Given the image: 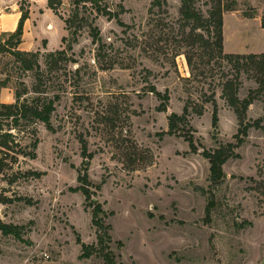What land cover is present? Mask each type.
<instances>
[{
    "label": "rangeland",
    "instance_id": "obj_1",
    "mask_svg": "<svg viewBox=\"0 0 264 264\" xmlns=\"http://www.w3.org/2000/svg\"><path fill=\"white\" fill-rule=\"evenodd\" d=\"M63 1L61 12L67 16L70 0ZM224 1L233 7L224 12V52H264V0ZM11 2L31 10L46 1ZM152 2L103 0L113 11H119L120 5L125 9L120 18L127 26L104 15L95 20L103 41L110 45L108 51L113 50L119 60L113 69L99 68L97 45L85 29L69 53L79 62L63 63L51 74L45 71L44 80L61 94L52 113L55 131L42 122L16 126L11 118L2 119L0 225H12L13 232L0 228V264H105L97 254L80 257L78 235L98 246L92 203L82 190H75L82 185L79 174L85 172L92 197L113 212L105 222L111 225L115 264H264V128L249 130L235 150L240 157L224 164V180L211 184L204 151L235 141L237 117L222 97L219 73L206 80L194 78L185 55L175 57L171 40L166 41L164 32L170 30L164 23L177 26L181 0H168V14L164 5L151 13ZM197 6L208 14L209 0H198ZM49 21L51 50L65 48L61 38L70 35L64 21L56 15ZM43 39L40 48L31 41L28 47L46 52ZM40 62L46 70L43 57ZM79 65L83 67L77 74ZM0 78L8 79L7 87L0 89V102H14L16 89L28 91L23 98L36 95V72L23 70L9 53L0 54ZM152 86L169 92L167 112L158 110L160 100L149 91ZM256 87L252 77L242 74L241 98ZM213 90L218 128L212 126V103H205L202 115L192 112L195 152L182 135L160 137L168 130L169 113L181 114L189 98L202 103L204 93ZM117 108L130 119L117 121L114 128L101 115L115 117ZM263 115L264 95L248 110L252 120ZM6 132L15 139L2 138ZM121 135L135 141L139 150H148L151 163L131 169L118 148ZM81 137L87 141V153ZM36 172L42 174L38 177ZM103 179L105 183L97 188Z\"/></svg>",
    "mask_w": 264,
    "mask_h": 264
},
{
    "label": "trees",
    "instance_id": "obj_2",
    "mask_svg": "<svg viewBox=\"0 0 264 264\" xmlns=\"http://www.w3.org/2000/svg\"><path fill=\"white\" fill-rule=\"evenodd\" d=\"M197 3L198 0H181L180 17L176 22L177 26L164 23V26L169 27L170 30L167 33L164 32V34L168 38L166 41L171 40L172 42L171 50L175 57L180 54L185 55L191 76L194 78L202 76L206 80L209 77L214 78L219 73L220 81L217 84L222 87V97L227 101L230 108L233 109L237 117L238 130L234 135L235 141L220 143L215 149L204 151V156L210 162L211 184L217 185L226 176L223 169L224 164L230 158L240 157V154L235 150L245 142L249 130L252 127L256 129L264 128V115L255 120L248 117L250 106L264 95V52L249 54L225 53L224 12L232 10V5L227 4L224 0H209L208 14H205L197 6ZM70 4V13L65 16L61 12L64 6L63 0L47 1L48 8L52 9L64 21L65 29L70 35L69 37L68 35L62 37V43L66 44L65 48L50 50L44 53L40 50L32 51L19 48L23 41L24 23L30 16V9L25 8L23 4H20L21 16L17 29L0 35V54H11L23 70L35 71L37 76V83L33 89V92L36 94L35 96L23 98L28 91L26 89H16L14 102H0V131L4 130L2 119L8 118H11L13 124L16 126L21 125L22 122H42L49 130H56L52 123V113L56 110V103L61 99V94L57 91H52L50 82L44 80L45 71L51 74L60 70L63 63L79 62L77 59L71 57L69 53L73 52V45L78 42L79 37L85 29L89 30L92 42L97 45L95 59L99 64V68L103 70L113 69L119 63L115 52L113 50L108 51L110 45H107L103 41L101 30L95 24V20L98 15H104L109 19L115 18L122 26H127L120 18V14L125 11L124 7L120 5L119 11H113L103 3V0H70ZM163 5L164 13L168 14V0H153L150 12H154L156 7L161 9ZM94 13L96 15L92 17ZM41 57L44 58L46 70L42 69ZM82 67V65L76 67L75 73L80 74ZM244 73L252 77L257 82L258 87L250 89L248 94L244 98H241L239 91L242 86V74ZM7 85L8 79L0 78V89L7 87ZM149 91L155 93L160 100L158 110L167 112L170 101L169 92L165 91L162 93L154 86ZM205 103H212L213 105L212 126L217 129L220 120L219 106L215 90H213L209 94L204 93L202 103L195 102L189 98L181 114L177 112L168 114V130L160 132V137L166 134L182 135L189 142L191 151L195 152L196 146L194 144L190 116L192 112L202 115L205 110ZM114 114H116L115 117L111 113L101 115V120L111 123L115 128L117 121L128 122L130 119V115L125 113L123 109L116 110ZM1 136L8 141L15 139L11 132L3 133ZM121 136L123 141L119 143L118 148L124 151L123 155L126 156V162L131 169H138L140 165L151 163L152 155H150L148 150H139L138 144L130 137ZM38 142V138L35 139L33 143L34 148ZM80 142L82 143L83 152L87 153V141L81 137ZM89 156H92V154L89 153ZM34 174L39 177L42 173L36 172ZM78 179L82 185L75 188V190H82L86 199L92 203V223L96 226L98 239V246H94L93 244L90 245L83 242L78 235L77 243L81 245L80 257L90 258L93 254H97L102 257L105 264H115V254L111 249L112 236L109 232L111 225L105 222V219L113 215V212L105 210L103 204L92 197L89 187L91 183L87 172L84 174L80 173ZM104 183L105 179L97 185V188H100ZM212 205L211 202L208 203L209 207H212ZM150 216H153L152 213ZM0 228L5 232H13L12 225L2 223ZM117 244L119 247L124 245L121 240H118Z\"/></svg>",
    "mask_w": 264,
    "mask_h": 264
},
{
    "label": "crops",
    "instance_id": "obj_3",
    "mask_svg": "<svg viewBox=\"0 0 264 264\" xmlns=\"http://www.w3.org/2000/svg\"><path fill=\"white\" fill-rule=\"evenodd\" d=\"M35 1L38 2V0ZM44 1L47 2L48 0H44ZM45 3L39 7L40 9H36V7L34 6L30 10V16L24 23L23 41L19 46L20 49L22 50L38 49L40 48L39 44L41 38H45L43 39L44 40L43 43L46 41L45 45L47 46L46 48H44V50L45 51L51 50L50 39L48 37V33L51 32L50 29H48V26L50 25L49 17L56 14L53 12L52 9L46 8ZM20 16H21V11L18 2L13 3L11 2V0H0V35L6 32L15 31L18 27ZM30 41L32 42V44H35L34 45L36 47L35 49H32V47H28ZM61 42H62V38H61Z\"/></svg>",
    "mask_w": 264,
    "mask_h": 264
},
{
    "label": "water",
    "instance_id": "obj_4",
    "mask_svg": "<svg viewBox=\"0 0 264 264\" xmlns=\"http://www.w3.org/2000/svg\"><path fill=\"white\" fill-rule=\"evenodd\" d=\"M170 114V113H169Z\"/></svg>",
    "mask_w": 264,
    "mask_h": 264
}]
</instances>
